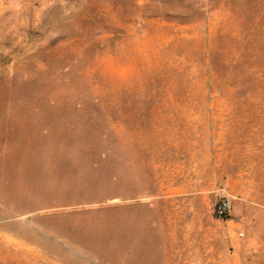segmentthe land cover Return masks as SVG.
I'll list each match as a JSON object with an SVG mask.
<instances>
[{
  "label": "rangeland",
  "instance_id": "rangeland-1",
  "mask_svg": "<svg viewBox=\"0 0 264 264\" xmlns=\"http://www.w3.org/2000/svg\"><path fill=\"white\" fill-rule=\"evenodd\" d=\"M0 264H264V0H0Z\"/></svg>",
  "mask_w": 264,
  "mask_h": 264
},
{
  "label": "built area",
  "instance_id": "built-area-1",
  "mask_svg": "<svg viewBox=\"0 0 264 264\" xmlns=\"http://www.w3.org/2000/svg\"><path fill=\"white\" fill-rule=\"evenodd\" d=\"M230 211H231V204H230L229 200H223L216 207L215 214L219 218H225L230 214Z\"/></svg>",
  "mask_w": 264,
  "mask_h": 264
}]
</instances>
